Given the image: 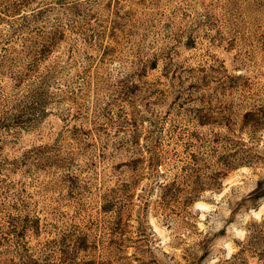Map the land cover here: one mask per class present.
<instances>
[{
    "label": "rangeland",
    "instance_id": "374dc122",
    "mask_svg": "<svg viewBox=\"0 0 264 264\" xmlns=\"http://www.w3.org/2000/svg\"><path fill=\"white\" fill-rule=\"evenodd\" d=\"M259 108L264 0H0V264H262Z\"/></svg>",
    "mask_w": 264,
    "mask_h": 264
},
{
    "label": "trees",
    "instance_id": "16d2710c",
    "mask_svg": "<svg viewBox=\"0 0 264 264\" xmlns=\"http://www.w3.org/2000/svg\"><path fill=\"white\" fill-rule=\"evenodd\" d=\"M196 110L200 111L199 109ZM210 123H213L212 119L206 115L198 116V124L200 126L208 125ZM218 124L219 126L226 128L228 133L232 132L229 122ZM237 125L239 131L237 139H233L227 135L221 137L217 133L213 135V142H215V144H219L220 139L224 140V144L221 147L225 150V153L218 157L217 164L220 171L213 173L210 177V179H212V184L219 185V180L226 176L228 172L240 167H252L261 159L258 151L252 152V148H248L247 144L242 139V134L247 133L250 136H253L258 131L264 129V108H259L256 111H246L241 116L239 124ZM146 151L150 152L148 148H146ZM152 158L154 157L151 155L149 157V164L154 160ZM165 186H167V184H164V187ZM197 191H199V189ZM241 243L245 245L252 254H254L259 263H264V216L254 219L248 225L245 237ZM232 258L233 256L226 259V262H230ZM245 264H248V262Z\"/></svg>",
    "mask_w": 264,
    "mask_h": 264
},
{
    "label": "bare ground",
    "instance_id": "6f19581e",
    "mask_svg": "<svg viewBox=\"0 0 264 264\" xmlns=\"http://www.w3.org/2000/svg\"><path fill=\"white\" fill-rule=\"evenodd\" d=\"M264 206L263 205H261V208H263ZM259 212H257V211H254L253 212V214H252V216L254 217V218H258L259 217V214H258ZM229 253H230V251L227 253V255H229Z\"/></svg>",
    "mask_w": 264,
    "mask_h": 264
}]
</instances>
